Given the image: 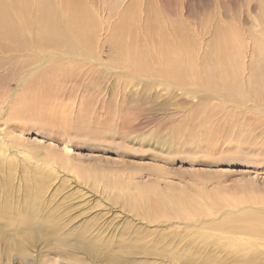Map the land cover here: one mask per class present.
<instances>
[{"label":"rangeland","instance_id":"1","mask_svg":"<svg viewBox=\"0 0 264 264\" xmlns=\"http://www.w3.org/2000/svg\"><path fill=\"white\" fill-rule=\"evenodd\" d=\"M17 2L0 264H264V0Z\"/></svg>","mask_w":264,"mask_h":264},{"label":"bare ground","instance_id":"2","mask_svg":"<svg viewBox=\"0 0 264 264\" xmlns=\"http://www.w3.org/2000/svg\"><path fill=\"white\" fill-rule=\"evenodd\" d=\"M10 1H12L13 3H18L17 2V0H10ZM73 2H75L76 1V3H77V5H79L80 4V0H72ZM20 2V1H19ZM7 3V0H0V9L5 5ZM17 5V4H16ZM76 5V4H75ZM0 21L1 22H4V23H6L7 22V18H6V15H4V16H2L1 15V13H0ZM14 25H16V28L15 29H13L12 31H11V38L12 37H14L16 34H18V33H21L20 32V29H19V27H18V23H14ZM42 46V42L41 43H39V46H37L34 50H32V52L33 51H37L40 47ZM32 47V45H31V43H30V45H29V49ZM6 48H7V50H11V51H13L15 54H17V55H23L22 54V48H21V44L20 45H16V44H14L13 42H10V45L8 46V45H6ZM39 52V51H38ZM158 64V69L159 70H161L160 72L161 73H163V70H164V68L163 67H160V66H163V65H166V64H164V63H162V62H158L157 63ZM169 67H171L170 65H169ZM168 70V69H167ZM168 72L169 73H174L175 72V70H168ZM165 74H168V73H166L165 72ZM0 144L3 146L1 149H0V154H2L1 156L2 157H5L6 155H9V153L7 154V150H5V147H6V144H5V141L4 140H1L0 139ZM2 181H4L3 183H2ZM8 181V180H7ZM0 184L3 186V187H5V185H6V180H2V179H0ZM175 199V198H174ZM165 200V199H164ZM155 201H157V200H155ZM139 202V201H138ZM159 202H160V200H159ZM170 202H172V207L175 209V211L176 210H178V209H180L181 207H183L184 206V204L185 205H187V203L189 202V200H187V199H184V200H182L181 199V201H180V199H176V200H172V201H170ZM162 203V202H161ZM164 203H166V202H164ZM145 204V203H144ZM146 205V204H145ZM170 205V204H169ZM4 207H6V204H4V203H2V204H0V225H2L1 224V220L2 219H4L5 217H4V215L2 214V210H3V208ZM144 208V207H143ZM173 208H171V209H173ZM11 209H12V211H14V219L15 220H18V224L19 225H22V226H30V224H31V222L33 221V218H34V213H33V211L31 210V208H30V203H29V198H27L26 200H25V203H21V205H20V208H17V205H14V207L12 206L11 207ZM173 209V210H174ZM30 211H31V214H30ZM172 211V210H171ZM174 211V212H175ZM161 213V212H160ZM173 213V212H172ZM145 218H147V219H153V215L151 214V213H148L147 212V210L145 211V209H143L142 210V213H141ZM12 215H13V213H12ZM156 217V216H155ZM229 221H230V219H229ZM234 222H236L237 223V225H236V228L237 229H239V228H247V229H249V230H251V231H253V233H255V234H257V235H259L260 237H261V239H263L264 240V222L262 221V219H260V218H258L257 216L256 217H249V218H246L245 219V216H243V217H241V218H238L236 221L235 220H231V222H229V225H231V224H233L234 225ZM249 222H253V223H251L250 225H248V223ZM4 223V222H3ZM22 234V236H23V238L24 239H26L27 241H28V239H27V236H26V234H24V232L22 233H20V235ZM0 235L2 236V234L0 233ZM0 241H2V242H5L8 246H10V243H9V240L7 239L6 241H5V239L4 238H0ZM258 264H262L261 262H259Z\"/></svg>","mask_w":264,"mask_h":264}]
</instances>
